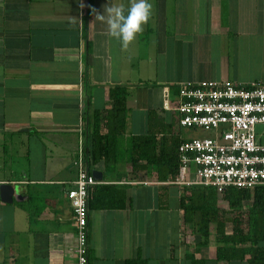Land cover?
Instances as JSON below:
<instances>
[{
	"label": "crops",
	"instance_id": "0c3cea01",
	"mask_svg": "<svg viewBox=\"0 0 264 264\" xmlns=\"http://www.w3.org/2000/svg\"><path fill=\"white\" fill-rule=\"evenodd\" d=\"M108 2L0 0V186L15 190L11 203L0 197V264H76L67 192L80 134L92 147L96 113L107 134L113 87L127 95L125 160L87 159L102 177L88 195V263L193 264V255L248 264L215 261L214 226L204 239L186 223L182 190L159 181L156 165L133 169L126 140L152 135L158 154L164 133L178 141L205 134L179 126V84L264 83V0H150L152 18L127 47L95 20L92 9L102 13ZM218 207L227 209L220 197Z\"/></svg>",
	"mask_w": 264,
	"mask_h": 264
},
{
	"label": "built area",
	"instance_id": "2783aa9c",
	"mask_svg": "<svg viewBox=\"0 0 264 264\" xmlns=\"http://www.w3.org/2000/svg\"><path fill=\"white\" fill-rule=\"evenodd\" d=\"M179 126L209 136L183 141L178 147L180 189L264 187V83H183L177 86ZM86 139L80 134L74 166L77 172L67 198L76 223V264L88 263V195L99 185L87 168Z\"/></svg>",
	"mask_w": 264,
	"mask_h": 264
},
{
	"label": "trees",
	"instance_id": "16d2710c",
	"mask_svg": "<svg viewBox=\"0 0 264 264\" xmlns=\"http://www.w3.org/2000/svg\"><path fill=\"white\" fill-rule=\"evenodd\" d=\"M126 96V90L121 87L110 89L109 97L113 102V108L109 110L106 117V135L100 134L99 113L92 118L91 133L88 138L92 147H89L87 142L85 148L87 159L91 156L92 163L101 160L107 163L110 158L114 161L119 158L125 160L121 158L123 156L118 149L122 145L121 141L126 129L127 109L123 104ZM151 116L150 113V122ZM151 136L131 137L126 140L131 149L127 162L133 169H145L151 164L156 165L159 181H174L178 176L180 165L178 147L183 141L168 138L164 133L160 140L161 143L159 142L160 149L157 154V145ZM139 159L146 162L144 166H138L135 163ZM181 190L185 222L198 224L200 234L204 239L209 237L210 226L213 225L215 228L219 244L214 250L216 262L240 261L248 264H264V187H257L252 192L237 188L225 190L220 195L227 203V209L218 207L219 197L215 189L200 190L183 187ZM246 207H248L247 212H244ZM230 214L232 217L228 219L226 216ZM243 218L245 223H243ZM227 222L233 225L230 234L226 233ZM189 258L193 264H203V260L201 263L193 255Z\"/></svg>",
	"mask_w": 264,
	"mask_h": 264
},
{
	"label": "clouds",
	"instance_id": "9594fccd",
	"mask_svg": "<svg viewBox=\"0 0 264 264\" xmlns=\"http://www.w3.org/2000/svg\"><path fill=\"white\" fill-rule=\"evenodd\" d=\"M95 20L107 26L108 35L127 47L144 31L153 15L150 0H109L98 13L92 9Z\"/></svg>",
	"mask_w": 264,
	"mask_h": 264
},
{
	"label": "water",
	"instance_id": "95a60500",
	"mask_svg": "<svg viewBox=\"0 0 264 264\" xmlns=\"http://www.w3.org/2000/svg\"><path fill=\"white\" fill-rule=\"evenodd\" d=\"M92 176L97 180H101L102 178L101 173L97 171L92 172ZM14 192L15 190L13 189L11 185H8V184L1 185L0 186L1 200L6 203H11L13 201Z\"/></svg>",
	"mask_w": 264,
	"mask_h": 264
},
{
	"label": "rangeland",
	"instance_id": "374dc122",
	"mask_svg": "<svg viewBox=\"0 0 264 264\" xmlns=\"http://www.w3.org/2000/svg\"><path fill=\"white\" fill-rule=\"evenodd\" d=\"M183 129V128H182ZM187 130H190V131H197V130H192V129H187ZM203 133V132H202ZM207 134L208 133H205V134H200V133H193L192 135H191V137H197V136H199V137H205V136H207ZM218 197H220V199H222V196L220 195V194H218ZM223 204V203H222Z\"/></svg>",
	"mask_w": 264,
	"mask_h": 264
}]
</instances>
